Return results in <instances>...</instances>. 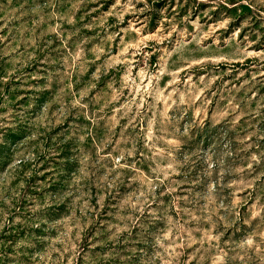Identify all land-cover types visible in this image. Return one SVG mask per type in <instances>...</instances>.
Returning a JSON list of instances; mask_svg holds the SVG:
<instances>
[{"label":"rangeland","instance_id":"374dc122","mask_svg":"<svg viewBox=\"0 0 264 264\" xmlns=\"http://www.w3.org/2000/svg\"><path fill=\"white\" fill-rule=\"evenodd\" d=\"M0 264H264V0H0Z\"/></svg>","mask_w":264,"mask_h":264}]
</instances>
